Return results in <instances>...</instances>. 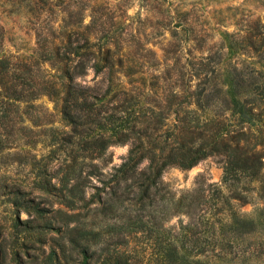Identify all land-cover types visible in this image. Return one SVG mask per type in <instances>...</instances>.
Here are the masks:
<instances>
[{"label":"trees","instance_id":"16d2710c","mask_svg":"<svg viewBox=\"0 0 264 264\" xmlns=\"http://www.w3.org/2000/svg\"><path fill=\"white\" fill-rule=\"evenodd\" d=\"M27 1L28 12L33 17L43 14L44 17L42 24L34 28L36 49L30 62L17 63L5 55L0 56V118L12 115L21 123L20 110H34V115L29 114L30 121L35 127L43 126L40 132L48 148L46 158L60 163L61 172L56 180L58 188L46 178L41 180L42 186L44 190L49 187L59 190L65 207L72 208L76 201H85L83 181L88 182L89 177H93L100 183L93 187L90 197V201L97 204L90 220L76 219V224L67 230L58 264H218L221 261L249 264L259 257L255 248L230 240L242 241L255 226L254 219L240 216L234 209L228 213L223 212L224 208L214 209L209 214L211 218L206 220L202 209L201 220L208 236L202 242L194 238L199 232L193 220L201 211L204 199H212L216 202L214 205L222 201L228 209L232 207L230 200L246 201L241 192L233 191L239 187L240 176L249 183L257 181L258 194L264 198V152H253L250 132L236 128L230 135L224 119H203L198 115L205 89L199 93L185 91L190 98L187 104L194 99L197 110H187L186 116L176 117L172 123L158 106L141 108L142 92H135L136 88H121L119 76L129 77L127 63L133 61L129 60V53L123 52L118 35L107 28L100 13L94 10L97 0L81 4L62 0ZM58 14L59 23L55 24ZM2 43L0 29V52ZM45 65L48 69L41 68ZM34 68L41 69L40 78L34 75ZM88 69L96 76L104 72L109 76L103 92L82 82ZM112 91L118 106L107 114L101 101ZM42 96L53 100L55 107L59 106L64 127L69 130L52 126V120H48L52 114L35 104ZM179 96L172 94L167 107ZM247 111L252 116L250 108ZM260 112H264V108ZM188 115L192 116L188 118ZM78 127L83 129L78 130ZM263 141L257 145H264ZM6 142L5 139L0 141L1 148ZM36 143L39 142L26 141L22 145L33 147ZM118 144H128V153L118 167L112 168L106 180L100 162L108 148ZM212 155L222 157V181L234 194L224 196L219 190L214 198L199 190L177 200L171 198L163 203L156 200L165 169H189ZM143 161L146 164L140 167ZM78 164L81 167L77 168ZM82 165L90 168L85 176ZM26 203L35 213L42 211L30 201ZM21 204L17 200L13 202L16 207ZM58 213L65 226L79 215ZM174 214H184L189 219L176 234L164 227ZM217 236H221V240L209 241V237ZM133 237L143 240L144 246L139 252L126 249Z\"/></svg>","mask_w":264,"mask_h":264},{"label":"rangeland","instance_id":"374dc122","mask_svg":"<svg viewBox=\"0 0 264 264\" xmlns=\"http://www.w3.org/2000/svg\"><path fill=\"white\" fill-rule=\"evenodd\" d=\"M28 10L27 0H0V29L3 33L0 56L5 55L12 62L28 63L34 57V28L42 24L44 14L33 17ZM94 10L100 13L99 17L107 28L118 35L123 52L130 54L129 60L133 62L127 63L129 77L121 75L119 79L121 88H136L135 92H142L141 108L158 106L172 123L174 118L186 116L189 110H197L194 99L187 104L190 98L185 91L199 93L205 89L198 115L203 119H224L230 135L236 128L250 132L253 152H264V145H257L264 139V112H260L264 108V0H97ZM88 20L87 17L85 22ZM58 23L59 14L55 24ZM41 68L48 69L47 65ZM33 70L36 78L42 76L41 69ZM108 79L106 72L96 76L88 69L82 82L103 92ZM113 93L101 101L107 114L118 106ZM174 93L180 96L168 108ZM35 104L52 114L48 120H52L54 128L69 130L64 127L59 106L55 107L53 100L42 96ZM248 108L252 116L247 113ZM29 114L34 115V110H20L21 123L12 115L0 118V141H7L6 146H0V264H58L67 230L76 224V219L90 220L97 206L90 201L93 187L100 186L93 177H89L88 182L83 181L85 201H76L72 208L63 205L59 190L53 187L43 189V178L58 188L56 180L61 174L60 163L46 158L48 148L40 132L43 126H33ZM80 122L84 123V119ZM249 126L250 130H247ZM82 129L78 127V130ZM26 141L39 143L33 147L22 145ZM128 149V144L108 148L100 162L106 180L112 168L118 167L127 156ZM145 164L143 161L140 167ZM82 170L85 176L90 168L82 165ZM222 177L223 159L219 155L209 156L189 169L169 167L161 175L155 197L163 203L199 190L214 198L219 195V190L224 196L233 191L241 192L246 201L230 200L232 207L229 209L222 201L214 205L216 202L212 199H204L201 211L193 220L199 232L194 238L202 242L208 236L201 220L203 211L206 220L211 218L209 214L214 209L220 208L221 211L224 208L223 212L227 213L234 209L240 216L254 219L255 226L243 242L230 240L255 248L259 257L249 264H264V198L258 194L259 183H249L240 176L239 187L228 191ZM15 200L22 203L20 207L13 205ZM27 200L42 211L35 213ZM58 211L79 215L65 226L63 221L60 222L62 217ZM188 221L184 214H174L164 227L171 228L176 234ZM218 236L209 237V241L216 243L221 240ZM129 240L126 249L141 251L144 246L141 237Z\"/></svg>","mask_w":264,"mask_h":264}]
</instances>
